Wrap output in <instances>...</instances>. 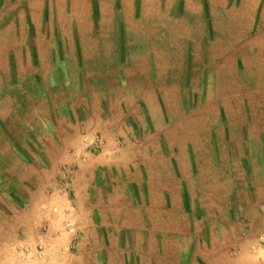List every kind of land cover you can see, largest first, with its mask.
<instances>
[{
  "label": "rangeland",
  "instance_id": "374dc122",
  "mask_svg": "<svg viewBox=\"0 0 264 264\" xmlns=\"http://www.w3.org/2000/svg\"><path fill=\"white\" fill-rule=\"evenodd\" d=\"M0 212V264H264V0H0Z\"/></svg>",
  "mask_w": 264,
  "mask_h": 264
},
{
  "label": "crops",
  "instance_id": "0c3cea01",
  "mask_svg": "<svg viewBox=\"0 0 264 264\" xmlns=\"http://www.w3.org/2000/svg\"><path fill=\"white\" fill-rule=\"evenodd\" d=\"M8 140L10 141L11 139L10 138H8ZM11 142V141H10ZM14 144H15V141H14ZM14 144H12V146L10 145V150H8L9 151V153L12 155V158L16 161V162H18V164H19V167L20 168H25L26 169V171L28 170V171H30L29 172V176H31L32 174H33V171H31V170H34L36 167H34V165L32 166L31 165V169H29L30 168V165L27 163V161H26V159H24L23 157H22V154L16 149V147H15V145ZM60 152H63L61 149H60ZM12 170H13V168H12ZM27 171V172H28ZM21 181V180H20ZM6 205L9 207V208H11L10 210H12V211H14V207H13V204L12 203H10L9 204V201H7L6 202ZM15 218V214H10L9 212H0V225H2V226H4L5 228L9 225V220H12V218ZM6 225V226H5ZM2 226H0V229L2 230V231H6L5 229H4V227H2Z\"/></svg>",
  "mask_w": 264,
  "mask_h": 264
},
{
  "label": "bare ground",
  "instance_id": "6f19581e",
  "mask_svg": "<svg viewBox=\"0 0 264 264\" xmlns=\"http://www.w3.org/2000/svg\"><path fill=\"white\" fill-rule=\"evenodd\" d=\"M172 217L171 216H166V219L167 220H169V219H171ZM169 223H170V221H169ZM182 228V227H181ZM180 231V230H179ZM171 251V250H170ZM175 251V250H174Z\"/></svg>",
  "mask_w": 264,
  "mask_h": 264
}]
</instances>
